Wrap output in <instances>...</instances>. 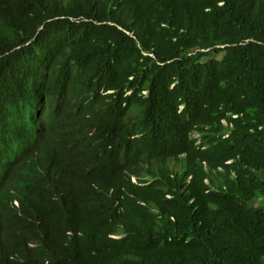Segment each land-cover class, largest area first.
Returning <instances> with one entry per match:
<instances>
[{
    "label": "trees",
    "instance_id": "obj_1",
    "mask_svg": "<svg viewBox=\"0 0 264 264\" xmlns=\"http://www.w3.org/2000/svg\"><path fill=\"white\" fill-rule=\"evenodd\" d=\"M59 7L47 11L67 21L41 36L56 38L30 46L25 39L8 68L14 78L25 77L23 65H54L69 78L80 66L93 69L54 117L64 133L82 124L99 136L90 154L102 175L116 178L115 191L86 208L99 225L122 222L128 236L106 239L96 252L68 237L51 264H114L127 255L154 258L150 264H264V0H61ZM13 39L0 7V49ZM53 79L66 92L73 84ZM131 109L154 140L161 127L177 141L159 155L180 172L156 163L146 170L158 179L137 185L112 160L106 135ZM101 112L108 119L96 124Z\"/></svg>",
    "mask_w": 264,
    "mask_h": 264
},
{
    "label": "clouds",
    "instance_id": "obj_2",
    "mask_svg": "<svg viewBox=\"0 0 264 264\" xmlns=\"http://www.w3.org/2000/svg\"><path fill=\"white\" fill-rule=\"evenodd\" d=\"M60 2L0 0V7L7 13L14 31L11 43L0 49V264H51L68 237L87 241L90 252H96L106 239L122 240L128 236L122 222L99 225V220L91 217L86 208L92 197L105 190L112 196L115 191L116 178L102 175L97 159L90 154V144L100 140L99 136L82 124L71 126L64 133L62 124L54 117L74 93V84L92 79L93 69L80 66L77 75L69 78L61 75L54 65H23L25 77L14 78L8 68L25 39L30 46L56 38L41 36L48 26L67 21L66 16L51 17L47 11L49 7L62 9ZM39 15L42 16L39 24L34 26L33 21ZM77 23L81 27V21ZM119 28L125 30L122 26ZM33 32L35 36L30 38ZM53 76L66 78L73 84L66 92L54 82ZM116 93V90L102 91L105 96ZM126 93L127 97L132 94L128 89ZM93 119L96 124H102L107 121L108 114L101 112ZM39 123L46 126L36 142ZM155 131L158 140L153 139L151 131L143 129L135 110L131 109L128 117L106 135L112 160L125 169L137 185L158 179L146 170L156 163L163 164L164 168L166 163L174 171H181V165L175 160L164 161L159 155L163 148L177 141L164 128ZM194 137L198 138L199 134ZM204 181L210 184L209 178ZM153 211H158L157 207ZM154 260L148 256L127 255L114 264H150Z\"/></svg>",
    "mask_w": 264,
    "mask_h": 264
},
{
    "label": "bare ground",
    "instance_id": "obj_3",
    "mask_svg": "<svg viewBox=\"0 0 264 264\" xmlns=\"http://www.w3.org/2000/svg\"><path fill=\"white\" fill-rule=\"evenodd\" d=\"M38 93H39V92H38ZM37 130H38V131H37V135H36V136H37L38 138L35 137V141H36V142H38V141L40 140V138L42 137V132H43V130H44V129H43V126H41V124H38V125H37ZM31 145H35V144H31Z\"/></svg>",
    "mask_w": 264,
    "mask_h": 264
},
{
    "label": "rangeland",
    "instance_id": "obj_4",
    "mask_svg": "<svg viewBox=\"0 0 264 264\" xmlns=\"http://www.w3.org/2000/svg\"><path fill=\"white\" fill-rule=\"evenodd\" d=\"M38 131V130H37ZM36 135H37V133H36Z\"/></svg>",
    "mask_w": 264,
    "mask_h": 264
}]
</instances>
